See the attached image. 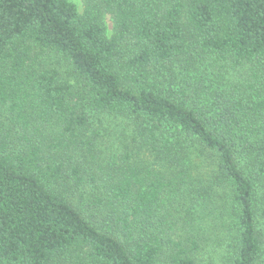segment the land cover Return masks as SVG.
<instances>
[{
	"label": "trees",
	"instance_id": "obj_1",
	"mask_svg": "<svg viewBox=\"0 0 264 264\" xmlns=\"http://www.w3.org/2000/svg\"><path fill=\"white\" fill-rule=\"evenodd\" d=\"M83 1L0 0V264H264V0Z\"/></svg>",
	"mask_w": 264,
	"mask_h": 264
},
{
	"label": "rangeland",
	"instance_id": "obj_2",
	"mask_svg": "<svg viewBox=\"0 0 264 264\" xmlns=\"http://www.w3.org/2000/svg\"><path fill=\"white\" fill-rule=\"evenodd\" d=\"M71 2H73L78 10L80 12H82L84 10V1L83 0H70ZM104 22L109 30V33L112 32L113 30V20L112 18L110 17V15H105L104 16ZM56 61V65L60 68V71H61V77L62 79H67L69 80L70 82H74V76L72 74V69H70V66L69 64L64 61L63 59H55ZM167 80H169L170 82H173V83H177L176 80H173L171 76L168 75L167 77ZM180 87V85L178 86ZM100 117H104V121H103V125L104 127H109L111 125H114V128L119 124V123H122L121 119H114L113 116H110V115H107V114H104V113H93V122L97 125L98 124V119ZM109 135L111 137V139L108 141V145L109 148L107 151H113V149H118L119 146H117V140L118 138L121 136V131L116 134L115 133V130H112L111 133H108L106 135H104V138H102L101 140H106L107 138H109ZM111 145V147H110Z\"/></svg>",
	"mask_w": 264,
	"mask_h": 264
}]
</instances>
